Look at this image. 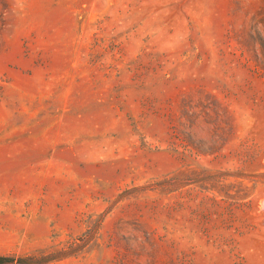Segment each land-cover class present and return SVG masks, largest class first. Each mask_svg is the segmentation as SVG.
I'll return each mask as SVG.
<instances>
[{"label":"rangeland","instance_id":"374dc122","mask_svg":"<svg viewBox=\"0 0 264 264\" xmlns=\"http://www.w3.org/2000/svg\"><path fill=\"white\" fill-rule=\"evenodd\" d=\"M0 264H264V0H0Z\"/></svg>","mask_w":264,"mask_h":264}]
</instances>
